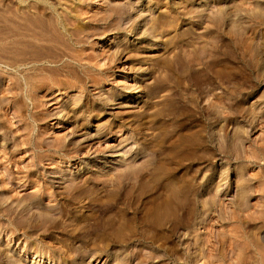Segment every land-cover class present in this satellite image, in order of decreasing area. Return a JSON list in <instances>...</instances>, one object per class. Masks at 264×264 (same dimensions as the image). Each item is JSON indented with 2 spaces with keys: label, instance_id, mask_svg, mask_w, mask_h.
<instances>
[{
  "label": "rangeland",
  "instance_id": "374dc122",
  "mask_svg": "<svg viewBox=\"0 0 264 264\" xmlns=\"http://www.w3.org/2000/svg\"><path fill=\"white\" fill-rule=\"evenodd\" d=\"M0 264H264V0H0Z\"/></svg>",
  "mask_w": 264,
  "mask_h": 264
},
{
  "label": "bare ground",
  "instance_id": "6f19581e",
  "mask_svg": "<svg viewBox=\"0 0 264 264\" xmlns=\"http://www.w3.org/2000/svg\"><path fill=\"white\" fill-rule=\"evenodd\" d=\"M22 40H23V39H22ZM1 50H2V49H1ZM8 50H9V49H8ZM17 50H18V49H17ZM9 51H10V50H9ZM8 53H9V52H8ZM10 53H11V52H10ZM16 63H17V62H16ZM158 209H159V208H158ZM156 210H157V209H156ZM159 210H160V209H159ZM159 210H158V211H159ZM161 212H162V211H161ZM154 213H155V212H154ZM158 214H160V213H158ZM154 215H155V214H154ZM156 215H157V213H156ZM157 216H158V215H157ZM157 216H156V217H157Z\"/></svg>",
  "mask_w": 264,
  "mask_h": 264
}]
</instances>
